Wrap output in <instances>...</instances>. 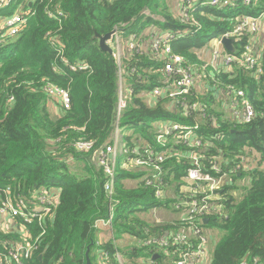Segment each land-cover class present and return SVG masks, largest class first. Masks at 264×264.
<instances>
[{
    "label": "trees",
    "instance_id": "trees-1",
    "mask_svg": "<svg viewBox=\"0 0 264 264\" xmlns=\"http://www.w3.org/2000/svg\"><path fill=\"white\" fill-rule=\"evenodd\" d=\"M229 1L222 9L196 6L191 24L176 18L165 0H13L1 9L6 16L19 10L26 25L15 38L0 42V199L24 198L31 205L41 189L58 191L49 213L31 221L15 217L9 229L0 228L4 258L29 242L32 252L22 264H87L88 253L96 264L101 252L109 264H119L118 253L123 262L143 257L154 264H174L189 245H170L156 254V249L137 244L193 224L200 234L215 229L220 233L209 264H254L256 259L264 263V49L263 72L256 77L240 66L247 36L233 39V52L225 48L224 54L235 58L230 69L221 70L213 81L204 79L212 85L209 90L201 93L195 86L186 98L189 106H202L205 117L173 107L174 81L165 72L172 60L152 55L157 37L173 31L172 55L183 59L176 70L196 68L203 64L200 50L232 30L238 17L264 16V0H251L249 5ZM152 25L160 32L143 36ZM112 32L127 44L136 38L134 48H124L121 66L113 47L111 55L96 38ZM120 78L126 107L118 115ZM49 85L69 93L68 110L57 102L58 114L52 111ZM157 89L161 93L154 96ZM227 91L245 93L255 114L251 122L232 121L224 110H217L222 101L214 92L223 99ZM171 124L179 128L173 130ZM186 129L196 134L186 141L178 139ZM116 130L124 132L121 143L128 152L119 153L115 173L107 177L97 154L112 143ZM162 134L167 141H159ZM198 141L200 147L195 146ZM81 142L92 143V149L78 150ZM172 148L175 153L163 163L152 156ZM194 152L203 158L205 175L227 179L220 194L225 217L216 212L190 222L181 217L177 205L194 194L186 182L192 163L182 155ZM245 160L250 161L249 170H243ZM244 179L250 183L241 186L242 197L230 195L234 182ZM110 181L112 196L106 189ZM158 191L163 198L156 197ZM156 210L178 217L158 224L141 217ZM112 213V239L100 243L98 224ZM125 236L135 241L127 250L118 244Z\"/></svg>",
    "mask_w": 264,
    "mask_h": 264
},
{
    "label": "built area",
    "instance_id": "built-area-1",
    "mask_svg": "<svg viewBox=\"0 0 264 264\" xmlns=\"http://www.w3.org/2000/svg\"><path fill=\"white\" fill-rule=\"evenodd\" d=\"M13 3V0H0V11L2 8ZM251 0H244L245 5H249ZM230 4L229 0H181L180 2V11L179 18L183 23L191 24L192 10L198 7H213V8H225ZM22 9V8H21ZM21 11V10H20ZM19 10H15L12 16L2 15L0 13V42L6 43L7 40L13 39L20 34V32L25 28L26 19L21 16ZM264 34V16L259 18H254L252 16L244 15L238 17V23L232 30H229L222 34L218 38H214V49H211V60L210 62L203 61L201 66L196 68L191 67L189 69H180L176 70V66L181 65L183 59L180 56L172 55V46L171 43L175 39V33L173 31H167L162 33L157 37L155 42L152 55L154 57H159V55L164 58L169 57L172 62L166 63L165 72L168 76L173 78L174 92L172 96V105L173 107H180L185 111H199L201 117H205V109L199 107L197 103L189 106L187 102V97L192 96V89L196 86L197 82H201L198 78L203 77L204 79L215 80L216 74L221 72V70H229L231 65L235 62V58L230 55H225L224 50L225 46L223 44V39H241L244 36L248 37L247 46L244 53L241 55L242 67H245L247 70H250L254 73L256 77H259L263 70L260 64V58L264 45H260V37ZM136 38H131L126 43L130 49L134 48ZM122 40L116 34L114 40L112 41V47L115 51V58L122 59L120 44ZM115 42V43H113ZM125 46V47H126ZM210 44H208V47ZM121 66V65H120ZM202 69V70H201ZM120 76H122L120 71ZM221 84H218L217 87L220 88ZM47 91L51 97L54 98V101L60 104L62 109L68 110L71 105L70 96L67 91L56 88L52 85L47 87ZM124 84L122 78L119 82V102H118V115L126 107V98L124 97ZM161 93L160 89H157L153 92V95H159ZM221 108L226 113H229L231 120L238 123H249L254 118L255 114L250 106L249 101L245 99V93L243 91H232L224 94ZM226 108L229 109L226 110ZM173 130H177L179 127L175 124L169 126ZM166 134L169 133V129H165ZM196 134L195 129H186L185 133L181 135L178 139L187 140L189 136H194ZM122 142L121 137L116 133L113 142L108 144L103 150L97 154V163L104 170L107 177H113L115 173L116 164L118 162V156L121 152H128L125 149V145L119 147V143ZM160 142L167 141L165 135L159 137ZM201 141H198L195 146L200 147ZM77 149L80 151H90L93 147L92 143H78ZM137 151V149H135ZM152 153V152H151ZM175 153L174 148L166 149L158 154H153L152 156L158 160V163H163L168 158L172 157ZM186 157L192 163V168L188 171V176L186 182L188 184L189 191H192L194 194L191 195L188 199L182 201L177 208L181 210V217L183 220L190 222L195 216L200 218L204 215L211 213H219L225 217V210L222 204V197L217 193L220 188H224L226 184V177L213 178L209 175L203 173L202 165V156L196 152L189 154ZM151 161V159H150ZM135 164L142 165L146 164L145 162L135 161ZM254 165V164H253ZM251 168L250 161L245 160L243 165V170H249ZM161 181L158 178V183ZM147 184H151L148 183ZM107 194L112 196L114 184L112 181L107 184ZM156 197L161 199L164 197L163 192L158 191ZM57 204V196L53 194L52 190L41 189L38 196L33 198V204L30 205L27 199H19L16 202L13 201L11 197H6L5 199H0V217H20L25 221H31L32 219L38 217L39 214H47L50 212L49 207H54ZM113 220V213L108 221H102L98 224V228L101 225L111 227ZM201 231L198 230L193 224H190L187 230L181 231H172L164 234L162 237H152L146 241H139V248H151L156 249V254L158 250L166 251L165 248H168L170 245H189V249L186 250L182 258L175 262L174 264H206V260H210V252L208 249L210 238L205 234H200ZM30 239V235H26L25 239ZM32 252V245L29 242L24 244L17 245L14 250L10 253L9 257L4 258L0 254V264H22L24 258H28ZM101 254L100 260L103 264H109L104 261ZM117 260L119 264H123L122 257L118 253ZM149 264H154V261L150 258L148 259ZM167 264V262H166ZM242 264H248L243 262ZM254 264H264L260 260L256 259Z\"/></svg>",
    "mask_w": 264,
    "mask_h": 264
},
{
    "label": "rangeland",
    "instance_id": "rangeland-1",
    "mask_svg": "<svg viewBox=\"0 0 264 264\" xmlns=\"http://www.w3.org/2000/svg\"><path fill=\"white\" fill-rule=\"evenodd\" d=\"M180 2H181V0H165V3H166V5L169 7V9H170V11L173 13V15L177 18V16H179V9H180ZM156 20H160V17L158 16L157 17V19ZM121 40H122V38H120ZM122 43L120 44V49L122 48V49H124L125 48V46H126V42L125 41H121ZM113 43H115V42H113ZM111 47H112V42L109 44ZM214 49V41H213V39L211 40V43H210V46L208 47V46H206L203 50H200V51H203L204 52V57L205 58H203V57H201V60H203V61H205V63H207V61H209L210 62V60H211V49ZM124 53H123V51H121V56L123 55ZM120 60V62L118 61V63H119V65H121L122 64V60L121 59H119ZM202 70V69H201ZM123 73V72H122ZM201 82L200 83H198L197 82V84H196V87L197 88H199V89H205L206 88V86L207 85H209V86H212V85H210V83H208V82H205L204 80H203V77H199L198 78ZM219 112H222L223 110H222V108L220 107V109L218 108L217 109ZM116 133L122 138L123 137V134H124V132H120V131H118V130H116V132H115V134H114V137H115V135H116ZM127 134V133H126ZM125 135V134H124ZM114 139V138H113ZM113 142V141H112ZM121 142V141H120ZM143 142L142 141H138V145H143L142 144ZM121 145H122V143H119V147H120V149H121ZM124 160H125V158H123ZM244 182H245V179L244 180H242V181H239V180H236L234 183V185H233V187L234 188H232L231 189V191H229L228 193H230V195H233L234 197H236V198H238V199H240L241 197H242V195H243V192H242V190H241V186H244L245 185V187L246 186H248L249 185V181H246V184H244ZM130 184L131 185H133V186H135V185H137L138 184V181H131L130 182ZM237 188H239V189H237ZM219 190H222V191H224V189H222V188H220ZM223 194V193H222ZM222 200H223V198H222ZM141 217L144 219V220H147V221H149V222H151V223H157L158 224V222H163V221H173V220H175L178 216L177 215H174V214H171V213H169V212H166V211H163V210H156V211H153V212H147V213H143V214H141ZM0 228H2L3 230H6V229H9L10 228V225L8 224V223H6V224H3V223H1V221H0ZM205 235L208 237V238H210V243H209V246H208V249H209V252H211V249H213V246L215 245V244H217V242L220 240V233L218 232V230H208V232L207 233H205ZM133 242H135V241H133ZM134 245V244H133ZM133 260H135V259H133ZM140 260H146L145 258H143V257H141V259ZM140 260L137 262L138 264H142L141 262H140ZM147 262V261H146ZM255 262V261H254ZM148 263V262H147ZM210 263V260L209 259H207L206 260V264H209Z\"/></svg>",
    "mask_w": 264,
    "mask_h": 264
},
{
    "label": "crops",
    "instance_id": "crops-1",
    "mask_svg": "<svg viewBox=\"0 0 264 264\" xmlns=\"http://www.w3.org/2000/svg\"><path fill=\"white\" fill-rule=\"evenodd\" d=\"M159 33L160 32V30H159V28H156L155 26H149L146 30H145V32L143 33V36H148V35H150V34H152V33ZM260 45H264V34H262L261 35V37H260ZM204 52L203 51H200L199 52V55H200V58L201 57H203V58H205L204 57ZM206 89L207 90H209L210 89V86L209 85H207L206 86ZM197 90L198 91H200L201 93H203L204 91H203V89H199V88H197ZM214 95H215V98L218 100V99H220L221 101H223V99L222 98H218V92H214ZM219 101V100H218ZM221 104H222V102H221ZM221 104H220V107H221ZM50 107H51V109H52V111H54V113L55 114H58V109H57V107H58V105H56V102L54 101L53 103L52 102H50ZM220 107H219V109H220ZM228 115H229V113H227ZM130 184V183H129ZM244 184H246V182L244 183ZM53 193L55 194V195H58L57 193H58V191L56 190V189H53ZM0 221H1V223H3V224H5L6 222L7 223H9V222H12V218H10V217H6V218H4V217H0ZM99 233H98V242H100V243H106V242H108L110 239H112V230H111V227H107V226H104V225H101L99 228ZM119 245H120V247L122 248V249H129L130 247H133V244H134V242H133V240L129 237V236H125V237H123L120 241H119V243H118ZM101 254H102V252H101ZM101 254L100 255H98L99 256V259L96 261V264H103L102 263V261L100 260V256H101ZM120 254V253H119ZM121 255V254H120ZM121 257H122V255H121ZM140 259H138V258H136L135 260H129V259H125L124 260V262H125V264H138L137 262L139 261ZM122 261H123V258H122ZM148 262V260L146 259V260H140V262L142 263V264H149V262ZM124 262H123V264H124Z\"/></svg>",
    "mask_w": 264,
    "mask_h": 264
},
{
    "label": "water",
    "instance_id": "water-1",
    "mask_svg": "<svg viewBox=\"0 0 264 264\" xmlns=\"http://www.w3.org/2000/svg\"><path fill=\"white\" fill-rule=\"evenodd\" d=\"M115 35H116V32H112L106 36H101L99 34L96 35V38L99 40V44H100L101 49L105 52L110 53L111 55L113 54V50H112L111 46L109 45V43H111L114 40ZM233 42H234L233 39H226V38L223 39V44H224L225 48L230 52H233ZM217 193L222 194L223 191L219 190V191H217ZM204 223L207 224L208 219H204ZM88 254H87V260H88L87 264H92L90 259L88 258ZM157 258H158V255H155L154 259H157Z\"/></svg>",
    "mask_w": 264,
    "mask_h": 264
},
{
    "label": "bare ground",
    "instance_id": "bare-ground-1",
    "mask_svg": "<svg viewBox=\"0 0 264 264\" xmlns=\"http://www.w3.org/2000/svg\"><path fill=\"white\" fill-rule=\"evenodd\" d=\"M210 43H211V41H210Z\"/></svg>",
    "mask_w": 264,
    "mask_h": 264
}]
</instances>
